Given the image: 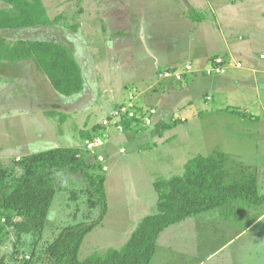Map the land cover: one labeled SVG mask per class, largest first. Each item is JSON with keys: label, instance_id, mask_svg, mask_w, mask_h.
<instances>
[{"label": "rangeland", "instance_id": "374dc122", "mask_svg": "<svg viewBox=\"0 0 264 264\" xmlns=\"http://www.w3.org/2000/svg\"><path fill=\"white\" fill-rule=\"evenodd\" d=\"M43 1L51 17L64 15V19L60 23L32 28L27 32H2L4 29H0V36H6L10 40L32 38L69 44L78 50L79 56L84 59L87 67H90V63L87 62V54L91 48V54L96 60H99L100 75L98 72L92 74L91 69H88V82L94 85V88L99 84L101 90L106 89L105 100L107 98L110 100L113 93L117 97H120L122 93L125 96L128 94L127 98L130 95H140L141 93L143 94L142 98H145V102L150 106L162 108L163 100L161 98L167 97L165 91L168 89V85L165 84L176 78H164L160 75L167 68L173 69L174 67H160L155 74L153 70L150 71L148 68L151 65V57H153L154 42L168 43V46L164 45V49H160L161 53L174 55L175 62L179 64L178 68H183L188 62H193L196 67H202L197 61L192 60L193 56L188 53L186 42L192 43V46H198L199 41L205 43L203 37L194 35V28L183 29L180 33L175 29L170 30L167 15L163 18L166 21L158 18L161 16L159 12L162 9L154 7L153 0ZM246 1L238 0L237 4H244L251 8V4ZM0 4L3 5L1 1ZM260 4L256 6L264 7V0H261ZM254 6L255 0L252 2V7ZM194 9L197 8L194 7ZM75 24H78L79 28L76 32L68 27V25ZM81 36L83 39H81ZM197 38L198 42L193 41ZM209 43L213 47L218 43V40L211 39ZM205 46L204 44L201 49ZM159 47L160 45L156 48V51ZM120 62H123L125 66L124 74L120 73ZM26 63H29V65ZM26 63L22 66H17L19 64L14 65L12 72L9 74L14 80L13 85H9L13 81L8 83L7 80L10 78L7 74L1 72L3 75H0V85H2L0 88V161L4 167L13 172V175L20 172L15 162L18 161V157H22L21 154L26 155L47 150L56 147L57 144H60L61 147L79 145L87 150V139L85 140V137H82V134L85 133L81 134L82 131L77 130L75 131V139L71 140L68 136L59 139V135L56 134L58 117L39 112L35 113L37 105L34 102L23 103L24 101L21 99L35 98L36 95H39L40 93L36 94L37 91L43 93L42 96L48 103L52 102L51 99L56 96L50 89L47 78H41L39 73H35L36 67L33 66L35 63L33 61H26ZM33 67H35V70ZM128 68L136 72L133 74ZM139 68L140 71H138ZM93 76L99 79L94 80ZM154 83L158 84L159 92L153 91L152 86ZM205 89H207L205 93L199 97L194 94V98H196L194 105L184 107V103H181L178 104V107L172 109V113L177 116L173 115L168 121L177 120L181 122H170L171 127L164 131L168 138L162 141L161 139L157 142L153 140L157 138L154 136L155 121L153 125L148 126V131L152 132L150 136L146 138L140 136L144 140L143 142L128 137L123 138L122 131L120 130L121 133H119V130L117 131L115 127L111 129V131L113 130L111 134L105 136L106 134L100 133V126L97 134L105 138V146L108 147L112 144L116 146L118 159L123 157L121 162L124 163L120 166V169L116 165L114 169L110 170L108 167L110 162H101L97 159L99 151L96 150V153H94L87 150V159L91 164L90 173L96 172L106 178L107 206L105 208L101 207L103 201L101 199H98L97 206H92L90 198H97L90 195L88 191L89 182L82 174L71 173L67 170L58 172L55 181L58 190L48 214L42 241L37 245L38 258L36 257V263H48V255L45 254L44 250L40 251L42 246L40 244H44L43 241L52 240L64 227L81 222H96L95 228L86 236L81 246L79 254L81 259L95 251L104 252L110 247L120 248L127 241L134 224L146 215L157 211L158 194L155 192L153 185L148 184V177L155 181L183 173L184 169L175 162L176 158H171L175 153H179L178 155L183 154L185 159L191 158L196 153L208 155L213 153L212 145H216L218 140H220V143L217 149H221L223 152L226 149L222 150V148H225L222 139L229 136H236L237 139L235 142H233V137L227 139L225 141L227 149H251L249 145H243V138L240 135H235L238 133L234 134L238 129L234 128L233 125H212L210 121L229 122L233 119L227 120L225 118L227 112L224 113V110L218 111L222 118L216 114L217 112H207V110H210L209 103L213 104L214 101H209L210 97L206 100L207 93L212 94V92L211 88ZM186 93L187 90H180L178 97L181 98L182 94L185 96ZM11 94H14L12 103L10 101L6 102L5 98H8ZM159 96L161 100L155 99ZM68 103L63 104L66 106ZM21 108L25 110L30 108L26 111L28 114H21ZM46 108H51V106L46 103ZM99 108L100 110L94 113H88L91 119L86 120L92 121V125L108 114L107 110ZM197 110L200 111L199 114H197ZM247 112L251 114L250 111L247 110ZM231 115L237 117L241 114L232 113ZM157 116L158 114L154 116V120ZM182 117L187 118V121L182 120ZM244 118L250 121L249 117ZM78 121H81V118L78 117ZM67 124L70 127V123ZM107 128L110 129L111 125ZM40 132L43 134L42 136H39ZM195 132L200 135L199 141H197L198 144L200 142L198 151H196L195 146L190 145L189 133ZM23 137H25V142L21 143L20 139H24ZM18 140L22 144L19 147L20 149L17 151L14 148L13 151L6 153L10 149L9 145L16 143ZM202 140L204 141L203 145H201ZM229 140H232V142ZM258 145L260 148H264V141L259 142ZM121 148H124L126 152L120 153ZM16 152L20 155L14 156V154H17ZM5 153L8 155L5 156ZM241 153H243L242 158L235 160L240 162L241 166L248 167L250 171L253 170L257 174L259 192L263 194L264 156L260 155L264 154H260L259 157L245 158L244 151H241ZM10 155L13 156L10 157ZM116 162L115 164H117ZM252 164L261 166V168H253ZM104 165H107V170L104 169ZM229 165L233 171L239 169L231 159H229ZM153 173L156 175L152 177ZM140 183H146L140 191L141 199L147 203L145 205L136 201L134 196V184L140 185ZM146 186L149 187L145 189ZM238 209H241V207H238ZM206 213H200V216L208 217ZM193 217H197V215ZM262 217V221L253 230L244 229L245 225L243 227H226L221 224L222 220L220 218H213L216 221H212V223L208 220H201L200 222V220H194L195 218L191 219L192 217L187 218L165 228L160 233L152 264L157 262H161V264H179L181 261L186 260V257L190 263L195 260L197 264L202 258L205 259V264H233L232 262L234 264H264V215ZM12 242L13 240L9 239L4 245L0 246V257L2 255L7 257L6 264H17L24 255L29 258V253L33 249L31 236L24 237L23 242L19 243V251L14 257L11 255L14 250ZM218 248L219 256L215 259L210 258L209 253Z\"/></svg>", "mask_w": 264, "mask_h": 264}, {"label": "trees", "instance_id": "16d2710c", "mask_svg": "<svg viewBox=\"0 0 264 264\" xmlns=\"http://www.w3.org/2000/svg\"><path fill=\"white\" fill-rule=\"evenodd\" d=\"M0 1L3 3L0 4V29L52 26L64 19L63 14L51 17L43 0ZM187 16L199 22L205 20L207 14L192 8ZM68 27L73 31L78 30V24ZM28 60L36 64L38 70L50 80L52 87L61 94L72 96L83 90L80 67L65 44L53 40H8L0 37V62L18 64ZM233 111L243 117H252L246 111ZM142 120L141 116H137L121 122L124 129L140 130L138 125ZM170 122L181 121H159L154 133L162 135L171 127ZM87 158V150L80 146L37 151L17 159L15 164L20 171L17 175H13L0 161V246L9 239L13 240L11 255L14 257L24 237L32 238L33 249L29 258L24 255L17 264L36 263L37 245L42 241L48 214L58 190L55 182L58 172L67 170L82 174L89 182L90 195L97 198H90L92 206H97L98 199L103 200L101 207L107 206L106 178L96 172L90 173L91 164ZM249 169L240 166L234 172L229 165L228 155L221 149H215L209 155L197 154L186 162L182 174L154 181L153 186L158 194L157 211L141 218L120 248L95 251L81 259V246L96 224L81 222L68 225L52 240L43 241L44 244L40 245L45 246H41L40 251L44 250L48 255L47 264H151L157 240L165 228L200 213L223 208L236 199L253 205L262 204L264 193L259 192L257 174ZM6 261L7 257L2 255L0 264H6Z\"/></svg>", "mask_w": 264, "mask_h": 264}, {"label": "crops", "instance_id": "0c3cea01", "mask_svg": "<svg viewBox=\"0 0 264 264\" xmlns=\"http://www.w3.org/2000/svg\"><path fill=\"white\" fill-rule=\"evenodd\" d=\"M260 1L261 0H255V6L259 5ZM237 2L238 0H211V1L153 0L152 1L154 7L162 9L161 12H159L161 16H159L158 18H160L162 21H166V19L163 18L165 17V15H167L168 18L167 17L166 18H167V22L170 24V30L175 29L176 31H178V33H180L183 29L186 30L187 28L188 29L194 28V32H195L194 35L196 34V36L198 37H203L205 43L203 41L198 42L197 41L198 38L195 40L193 39V41H197L199 43L198 46H192V43L186 42V44L188 45L187 51L189 54L193 56L192 60L197 61V63L202 65V67L209 66L210 61H212L216 56H222L229 61H234V62L241 61L243 63L241 67H235V66L229 67L227 71L223 74L205 75L202 73L194 72V73H190L192 75H188V74L185 75V78L182 81H179L177 79L175 80L171 79L165 84L168 85V89H166L165 91V93H167V97L161 98L163 100L162 108L157 106H153V107L157 108L158 110L157 112L158 116L155 118V125H156L159 121H168L169 118L174 115V113H172V109L178 107V104L184 103V107L188 105H194V103L196 102L195 100L196 98H194V94H197L199 97L203 95V93H205V90H207L205 88H209V89L211 88L212 94L208 92L206 100L210 97L209 101H214V102L213 104L209 103L210 110H207V112H217L216 114H218L221 117L218 111L224 110V113L227 112L226 113L227 116H225V118L227 120L233 119V121H229V122L221 121V120L210 121L212 125L214 126L233 125L234 128L238 129V131L234 132V134L238 133L235 135H240L243 138L242 139L243 145H249L251 147L250 150L227 149L225 141L233 137L234 138L233 142H235L237 137L229 136L228 138L222 139L223 146L225 147L222 148V150L226 149L223 150V152L228 155L229 159L232 160L233 164L237 166V168H240L241 166L240 162H237L235 159L242 158L243 153H241V151H244L245 158L259 157L260 154H264V148H260L258 145L259 142L264 141V7H258V6L256 7L254 6L255 8L252 7L253 0L246 1L247 3L251 4V8L247 7L244 4L238 5ZM193 6L200 11H204L207 14L205 20L195 22L192 21L187 16V12L189 11V9H192L191 7ZM30 29L32 28L4 29V30L2 29L3 30L2 32L5 31L27 32ZM0 37L8 39L6 36H0ZM19 39H23V38H19ZM28 39H32V38H28ZM81 39H83L82 36ZM211 39L218 40V43L216 45H213V47H211L209 43ZM64 44L67 47H69V49L72 51L80 67L84 80L83 90L80 93L74 94L72 96H66L61 94L52 87L50 80L42 72L38 70L35 64L33 65L36 67V70L35 67H33L35 73L36 72L39 73L41 78L44 79L47 78V80L49 81L48 83H50V89L55 93L56 96L54 99H51L52 102L48 103V101L44 99V96H42L43 93L37 91L36 94L38 93L40 94L36 95L35 98L27 97L28 99H25L26 101L24 99L21 100L24 101L23 103L34 102L37 105V108H35L36 110L35 113L39 112L50 116L58 117L59 120L57 122L58 128H56L57 130L56 129L55 130H56V134L59 135V139L60 138L63 139L67 136L71 140L73 138L75 139V134H76L75 131L79 130L82 131L81 134L85 133L84 135L82 134V137H86L85 140L86 139L88 140L91 136L95 137L98 135L97 133L98 130L100 129V127H98V124H100L101 126L100 129L101 132L100 131L99 132L104 135L106 134L105 136H108L113 132V130L111 131L113 127H115L116 130L118 131L119 129H117V127L113 124L111 125L110 129H108L107 127H103L101 125V121L103 118L109 117L113 109L122 102H124L128 94H126L125 96L122 93L120 97H117L113 93V96L110 98V100L108 98L105 100L104 94L106 92V89L101 90L99 88L100 87L99 84L94 88V85L88 82V72H87L88 69H91L92 74L93 72L95 74L98 72V74L100 75V67L98 63L99 60H96L94 56L91 54V48L89 49L87 54V59H88L87 62L90 63V67H87L84 59L81 56H79L78 50L74 46H71L66 43ZM204 44L206 46L203 49H201L204 46ZM159 45L160 47L157 49L158 51L157 53L156 48ZM164 45L168 46V43H163V42L153 43V57H151L152 60L150 62L151 65H149L148 68L150 69V71L153 70L154 74L157 72V70L160 67L163 66L179 67L178 66L179 64H177L178 62H175L174 60L175 59L174 55L161 53L160 49L161 48L164 49ZM212 56L214 57L211 58ZM28 61H32V60H28ZM133 61L135 60L133 59ZM24 63H26V61L18 63L19 65L13 64L8 61L0 62V75H3V73L7 74L8 77L10 78L7 80L8 83L13 81L9 85H13L14 80L12 76L9 74L12 72L14 65L22 66L24 65ZM26 64L29 65V63ZM124 69L125 66L123 62H120L121 74H124L125 72ZM128 70L131 71L133 74L136 72L133 71V69L128 68ZM138 71H140V68L138 69ZM97 78H94V80H96ZM156 83H154L152 89L154 92H159V86L158 84L156 85ZM1 86L2 85H0V88ZM180 90H187L186 95L184 96L182 94L181 98L180 96L178 97ZM142 95L143 94L141 93L140 95L137 94L136 101L138 105L140 107H149L150 104L145 102L146 100L145 98L144 99L142 98ZM13 96L14 94H11L10 96H8V98H5L6 102L10 101L12 103ZM155 99L161 100L160 96L155 97ZM74 100L76 101L73 102ZM67 102H69L68 105L64 106L63 103L67 104ZM46 103L49 104L51 108H46ZM44 104L45 106L43 107ZM99 107H101L105 111L107 110L108 114H106L104 117L99 119V121L96 122L94 126L92 125L93 124L92 121H87L86 119H91L88 113L90 112L94 113L95 111L100 110ZM234 109H238L246 112L247 110L250 111L251 112L250 115H252V117L249 118L250 121H247V118L242 117V115H239L237 117L236 115L235 116L231 115L232 113L237 114V112L233 111ZM28 110L21 108L20 112L21 114H28V112H26ZM199 113L200 111L197 110V114ZM78 117L81 118V121H78ZM184 121H187V118ZM68 122L70 123V127H68L67 124ZM251 123L253 124L252 126ZM47 126L48 128H50L49 124H47ZM138 126H140V130H138L137 128L124 129L125 131L127 130V132L122 131L123 133L122 137L123 138L128 137L143 142L144 140L141 137L146 138L150 136L152 132L148 131V125H143L141 123ZM118 132L121 133L120 130ZM42 135L43 134L40 132L39 136ZM154 136L157 137L156 139H153L155 142L159 141L160 139L162 141L163 139L168 138L166 137L165 133H163L162 135L155 134ZM186 136H188V134H186ZM199 136L200 135L197 134L196 132L189 133V137L191 139L190 145L192 144L193 146H195L196 151H198L200 147V142L199 144L197 142L199 141ZM216 136L219 137L218 134H216ZM23 138L24 139H20L21 143L25 142L24 141L25 137ZM103 139H104L103 140L104 144L98 149L99 153L104 155L105 161L110 162V164L108 165L110 170L112 168L114 169V166L116 165L120 169V166L124 164L123 162H121L123 157L121 159H118V152L116 146L113 144L110 146L108 145V147L107 145L105 146L106 140L104 137ZM229 141L232 142V140ZM20 142L18 140L16 143L9 145L10 149L6 151V153L13 151L14 148L17 149L18 151V149H20L19 147H21L22 145L20 144ZM203 143L204 141L202 140L201 145H203ZM219 143L220 140L217 141L216 145L215 144L212 145V152L218 148ZM59 145L60 144H57L56 147H61ZM76 146L79 145H74L73 147ZM119 152L124 153L126 152V150H124V148H121ZM6 153L4 154L5 156L8 155V154L6 155ZM18 154L19 153L14 154V156ZM178 154L179 153H175L174 155L171 156V158H176L177 160L175 159V162L177 164H180L182 166V169H184L186 162L190 158L185 159V156H183V154L180 155ZM197 154H202V153H196L195 155ZM11 156L13 155H10V157ZM21 156H23V154H21ZM260 156H264V155H260ZM17 159H19V157ZM115 161H117L116 162L117 164H115ZM252 166L253 168H261V166L254 164H252ZM155 173H153L151 176L153 177V175H156ZM150 178L151 177H148L147 180L149 181L148 184L152 186L154 183V179L151 180ZM145 185L146 183L144 184L140 183V185L134 184V189H135L134 196L136 198V201H138L140 204L143 205L147 203L145 200L141 199L140 191L142 190V187ZM147 187L149 186H146L145 189H147ZM238 207H241V209H238ZM206 212H207L206 215L208 217H202L200 216V214H198L197 217H192L191 219L195 218L194 220H200V222L201 220H208L210 223H212V221L213 222L216 221L213 218H220L222 220L221 224L226 227H230V228L240 227V226L243 227L245 225L244 229L253 230L258 226V224L263 219L262 216L264 215V200L262 204L253 205L250 204L249 202L247 203V201L245 200L236 199V200H232L223 208H218ZM138 222L134 224L128 238L130 237L131 233L137 226ZM218 252H219V248L216 249L214 252H210L209 257L215 259L216 257L219 256ZM204 262H205L204 258L199 260V264H205ZM232 263L234 264V262ZM156 264H161V262H157ZM179 264H197V263L195 262V260L194 262L190 263V261L187 260L186 257V260L181 261Z\"/></svg>", "mask_w": 264, "mask_h": 264}, {"label": "built area", "instance_id": "2783aa9c", "mask_svg": "<svg viewBox=\"0 0 264 264\" xmlns=\"http://www.w3.org/2000/svg\"><path fill=\"white\" fill-rule=\"evenodd\" d=\"M209 64L210 65L206 67H196L193 62H188L183 68H169L160 73V75L164 78L174 77L177 80H182L185 78V75L194 72L205 75H216L225 73L229 67H241L243 65L241 61H229L222 56L214 57V59L210 61ZM136 100L137 95H130L124 100V102L113 109L109 117L102 119L101 125L103 127H108L109 125L113 124L117 127V129L123 131L124 127L121 121L126 118H134L137 116H141L143 118L141 121L143 125H152L155 121L154 116L157 114V109L154 107H143L138 109L139 106ZM182 120L185 119L183 118ZM86 142L87 150L94 153H96V150L98 151V149L104 144L103 137L99 135L93 139H88ZM97 159H99L101 162H105L104 155L99 152L97 154ZM104 169H108L107 165H104Z\"/></svg>", "mask_w": 264, "mask_h": 264}]
</instances>
